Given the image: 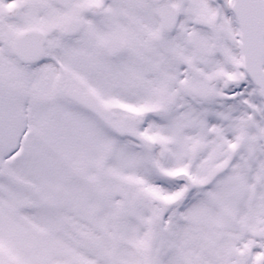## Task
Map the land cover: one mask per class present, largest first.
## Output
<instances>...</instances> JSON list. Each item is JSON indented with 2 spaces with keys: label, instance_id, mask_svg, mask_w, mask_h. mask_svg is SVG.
<instances>
[{
  "label": "snow or ice",
  "instance_id": "1",
  "mask_svg": "<svg viewBox=\"0 0 264 264\" xmlns=\"http://www.w3.org/2000/svg\"><path fill=\"white\" fill-rule=\"evenodd\" d=\"M0 264H264V0H0Z\"/></svg>",
  "mask_w": 264,
  "mask_h": 264
}]
</instances>
